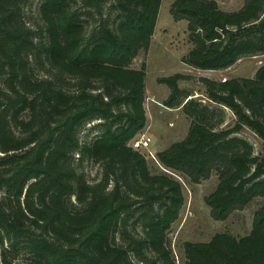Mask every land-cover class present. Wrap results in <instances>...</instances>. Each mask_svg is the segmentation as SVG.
<instances>
[{
	"label": "trees",
	"instance_id": "trees-1",
	"mask_svg": "<svg viewBox=\"0 0 264 264\" xmlns=\"http://www.w3.org/2000/svg\"><path fill=\"white\" fill-rule=\"evenodd\" d=\"M0 0V264H176L169 233L184 205L182 183L215 173L205 201L225 220L264 199V157L238 134L264 142V66L253 77H200L209 104L189 98L176 73L158 79L163 101L190 120L187 136L156 158L131 142L146 128V53L162 0ZM193 44L182 61L225 70L264 54V0L227 12L215 0H174ZM225 109L235 121L223 127ZM92 133L82 138L88 129ZM101 175L88 182L78 165ZM184 264H264V202L249 234L186 241Z\"/></svg>",
	"mask_w": 264,
	"mask_h": 264
},
{
	"label": "rangeland",
	"instance_id": "rangeland-1",
	"mask_svg": "<svg viewBox=\"0 0 264 264\" xmlns=\"http://www.w3.org/2000/svg\"><path fill=\"white\" fill-rule=\"evenodd\" d=\"M218 6L227 12L237 11L243 7L245 0H215ZM174 0H162L155 30L146 53L141 52L132 62L131 67L140 69L145 66V110L147 117L146 128L142 134L151 138L147 155L148 165L152 172L166 171L156 158L158 151L169 148L173 143L184 139L190 128V120L180 108H169L163 105L170 90L168 86L160 84L159 78L168 77L176 73L184 74L190 79L181 81L180 87L190 94L189 98H197L200 102L209 104L204 95V88L198 81L200 77L215 80L225 78L253 77L256 71L264 66V54L244 57L233 66L225 70H200L193 68L182 61L193 48L189 40L187 21L174 20L170 8ZM42 0H30L25 9V17L30 22H38V11ZM226 118L223 127L234 124L233 113L225 109ZM88 129L82 132V138L92 133ZM238 136L248 140L254 147V152L264 157V142L251 130L244 128ZM79 171L88 182L96 181L101 175L100 165L91 160H84L78 165ZM183 186L184 205L178 219L171 227L169 237L175 255L176 264H184L182 245L186 241L207 242L216 233L226 232L235 237H242L250 233L256 212L262 206L264 199L255 198L244 209L231 212L225 220L213 218L211 208L205 199L218 185V177L212 173L209 178L200 183H190L183 176L173 173Z\"/></svg>",
	"mask_w": 264,
	"mask_h": 264
},
{
	"label": "built area",
	"instance_id": "built-area-1",
	"mask_svg": "<svg viewBox=\"0 0 264 264\" xmlns=\"http://www.w3.org/2000/svg\"><path fill=\"white\" fill-rule=\"evenodd\" d=\"M133 148L140 149V150H146L148 151V154L153 156L151 153L149 146L151 144V138L148 137L145 134L138 135L133 141L131 142Z\"/></svg>",
	"mask_w": 264,
	"mask_h": 264
},
{
	"label": "crops",
	"instance_id": "crops-1",
	"mask_svg": "<svg viewBox=\"0 0 264 264\" xmlns=\"http://www.w3.org/2000/svg\"><path fill=\"white\" fill-rule=\"evenodd\" d=\"M142 134V133H141ZM141 134H139V135H141Z\"/></svg>",
	"mask_w": 264,
	"mask_h": 264
}]
</instances>
